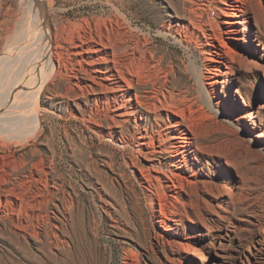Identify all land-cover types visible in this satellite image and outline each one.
<instances>
[{"label":"rangeland","instance_id":"374dc122","mask_svg":"<svg viewBox=\"0 0 264 264\" xmlns=\"http://www.w3.org/2000/svg\"><path fill=\"white\" fill-rule=\"evenodd\" d=\"M255 1L264 7V0ZM47 3L53 22L106 20L108 26L121 3L119 14L125 22H132L141 37H150L157 52L176 66L172 77L183 74L184 84L197 88V131L190 134L186 147L206 153L183 170L182 177L192 184L173 193L168 206L175 207L177 221L162 226L148 206L150 189L138 178L139 169L147 168L151 158L93 132L69 115L65 99L52 100L47 88L38 124L29 122L17 129L9 116H0L4 130H0V185L6 182L1 186L7 191L25 189L21 219L32 221L25 208L29 200L37 204L34 211L40 215L29 224V232L37 231V238L17 235L9 220L6 225L2 222L9 219L10 206L1 208L0 264H264L263 20L252 14L247 25L241 20L238 51L245 56L232 74L221 76L217 87L210 88L200 53L161 34L164 17L175 16L169 0ZM30 4L0 0V57L7 55L20 23L34 13ZM192 64L197 74L191 78L185 69ZM237 89L247 92L248 105L241 98L235 100ZM210 91L216 101L209 97ZM203 95L208 104L201 100ZM247 114L250 120H245Z\"/></svg>","mask_w":264,"mask_h":264},{"label":"bare ground","instance_id":"6f19581e","mask_svg":"<svg viewBox=\"0 0 264 264\" xmlns=\"http://www.w3.org/2000/svg\"><path fill=\"white\" fill-rule=\"evenodd\" d=\"M29 1L34 13L20 23L7 45V55L0 57V116H9L11 126L17 129L29 122L38 124L41 96L48 88L52 100L65 99L69 115L82 120L93 132L131 147L137 156L151 158L147 168L139 169L138 178L150 189L148 206L156 222L170 226L177 220L169 200L173 193L180 194L192 184L182 177L183 170L206 153L202 148L186 147L190 134L197 131V88L187 87L183 74L172 77L176 66L168 63L166 54L157 52L150 37H141L132 29V22H125L119 14L121 3L108 26L106 20L53 22L47 0ZM169 4L175 16L164 17L159 24L161 34L174 36L189 52L200 53L210 88L217 87L221 76L232 74L245 56L238 51L241 20L247 25L252 14L264 23V7L255 0H169ZM185 70L188 77H196L194 64ZM208 94L216 101L214 93ZM240 98L244 105L250 103L243 89L236 90L235 100ZM202 99L207 102L204 95ZM250 117L247 114L245 120ZM131 164L138 163L131 160ZM167 164L168 169H164ZM1 185L0 211L5 205L11 209L9 219L2 222L6 225L10 221L13 234L37 238V231L29 232V224L39 220L34 211L37 204L29 200L25 205L31 222L21 219L25 189L7 191V186Z\"/></svg>","mask_w":264,"mask_h":264}]
</instances>
